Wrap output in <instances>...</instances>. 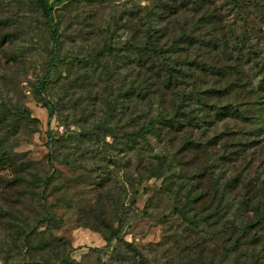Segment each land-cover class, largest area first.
<instances>
[{"label": "rangeland", "instance_id": "1", "mask_svg": "<svg viewBox=\"0 0 264 264\" xmlns=\"http://www.w3.org/2000/svg\"><path fill=\"white\" fill-rule=\"evenodd\" d=\"M54 19L59 62L43 93L54 105L50 115L37 86L52 28L37 0H0V155L10 157L0 160V264L65 253L78 264H118L111 250L117 240L110 248L104 240L112 226L143 255L140 263L130 251L136 264H196L198 252L205 264L231 263L221 262L224 219L194 226L189 218L215 208L221 189L215 196L214 184L223 176L264 180V114L257 109L264 102L257 85L264 76V0H243L242 12L226 0H66ZM147 28L168 49L163 61L186 59L177 86L208 89L215 102L247 116H225L208 134L198 132L207 151L181 149L183 129L161 128L126 144L123 132L170 109L178 90L154 72L149 77L152 62L137 49L100 48L140 45ZM181 29L190 38L173 45ZM94 129L98 134H90ZM159 158L164 165L156 169ZM194 189L202 192L195 202L187 199ZM47 208L52 218L43 220Z\"/></svg>", "mask_w": 264, "mask_h": 264}, {"label": "trees", "instance_id": "2", "mask_svg": "<svg viewBox=\"0 0 264 264\" xmlns=\"http://www.w3.org/2000/svg\"><path fill=\"white\" fill-rule=\"evenodd\" d=\"M64 1L66 0H37L45 20L52 28L51 35L53 48L51 50L50 60L45 68L44 76L40 81L39 86H37V99L49 110L50 115H52L54 111V105L45 98L43 93L47 89L51 72L59 62V57L57 55L59 32L57 23L54 19V11L56 5ZM226 1L230 5L236 7L238 11H243V0ZM165 6H167V4H165ZM170 11L173 12L172 9H170ZM189 38V33L186 30L181 29L178 38H175L172 41V44L176 45L182 40H189ZM119 49L127 51L137 49L141 53L142 57L145 56V58L151 60L152 62V65L148 70V76L151 77L150 72H154L156 77L162 79L166 88L178 90L177 99L174 101L170 109L160 110L140 125L132 129H126L123 132L126 144L137 142L139 139H145L150 133L160 135L161 128H165L166 130L183 129L186 133V137L181 141L179 146L181 149L187 148L193 150L202 147V150L207 151L206 148L208 144L206 145L205 142L201 143L199 141V137H196L198 132L200 135L208 134L207 131L212 128L214 122H216V120H223L225 116L239 118L243 121L247 119L244 111L232 103L227 102L221 104L215 102L212 99L213 95L208 93V89L201 91L199 89L191 88L186 92L184 89L182 90L179 86H177L179 80L177 75H179V73L182 74V67L187 64V61L186 59L179 57H175L172 60L171 57H168L171 60L170 63L163 61L162 58L168 49L165 48V44H160L155 41L148 28L145 30L144 41L140 45L135 44L133 41H126L121 47H113L111 44L105 42L101 46L100 51L114 54ZM142 63L145 64L144 61ZM257 85L259 88H264V76L258 80ZM148 88L149 86L146 85L144 90ZM216 91L219 90L216 88L212 90L214 94ZM192 103L195 104L193 107L190 105ZM257 109L262 112L261 114H264V102L258 105ZM206 116L213 117V119L208 121ZM262 125L264 128L263 121ZM256 128L258 127L253 128V132H256ZM99 131L100 130L94 129L90 131V134H98ZM214 135L215 134L208 136L207 139L209 142L212 137H215ZM52 157L53 156L49 157L51 162H53ZM6 158L8 160L10 157L7 155H0V160H4ZM163 165L164 159L159 158L156 169H159ZM18 178L19 180H25L26 176H24V174H19ZM41 179L42 180H40V182H43V184L46 185L49 181V176ZM239 181L240 177L238 175L223 176V181L219 185L216 180L213 194L217 196L218 190H221L219 192L220 195L217 196L215 208L203 214H193L192 218H189V221H191L194 226H198L202 221L207 224H211L213 222H217V220L224 219L222 223L223 226L219 231L223 242L221 262L224 260L226 261L229 258L232 260L229 264H264V180L260 183H256L257 185L252 184L251 182L248 184L245 182L238 183ZM238 185L241 186V189L239 192H236L235 190ZM193 192L194 195H187V199L195 202L199 197H201L202 192L201 189H194ZM38 196L40 199L46 200V196L42 190L39 192ZM235 200H237V204H234ZM147 202H150V199ZM234 208L236 210L232 212ZM2 210L3 209L0 208V212ZM180 212L186 215V212L181 210ZM232 216L233 219H230ZM51 218L52 212L49 208H47L45 214L42 215V219L49 220ZM107 232L108 234L104 235L105 246L107 248H110L112 246V242L117 240V245L113 246L111 250H114L113 253L115 255L113 256H115L118 264H136L135 258L130 252H137L136 248L124 239V235L121 234L120 229L112 226ZM137 255L138 258H140V263H144L143 255L139 252H137ZM232 256H234V258H231ZM195 261L196 264H205L203 260H201L200 252H198V257H196ZM26 264L78 263L72 261L70 253H65L58 259L46 257L39 261H29Z\"/></svg>", "mask_w": 264, "mask_h": 264}]
</instances>
